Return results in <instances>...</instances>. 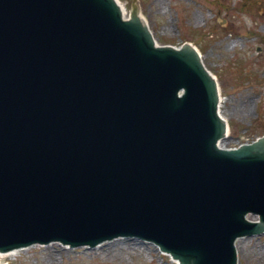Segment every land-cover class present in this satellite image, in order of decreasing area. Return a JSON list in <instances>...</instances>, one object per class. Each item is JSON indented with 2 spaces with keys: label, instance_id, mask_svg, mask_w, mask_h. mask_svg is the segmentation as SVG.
<instances>
[{
  "label": "water",
  "instance_id": "obj_1",
  "mask_svg": "<svg viewBox=\"0 0 264 264\" xmlns=\"http://www.w3.org/2000/svg\"><path fill=\"white\" fill-rule=\"evenodd\" d=\"M225 128L197 51L157 47L136 8L0 0V252L136 236L240 264L264 233V136L218 148Z\"/></svg>",
  "mask_w": 264,
  "mask_h": 264
},
{
  "label": "rangeland",
  "instance_id": "obj_2",
  "mask_svg": "<svg viewBox=\"0 0 264 264\" xmlns=\"http://www.w3.org/2000/svg\"><path fill=\"white\" fill-rule=\"evenodd\" d=\"M118 1L127 17L139 2L159 45L190 42L202 52L203 63L219 83L223 117L230 123L224 147L264 135V0ZM102 245L35 247L1 256L0 264H175L144 241L116 238ZM239 259L240 264H264V233L239 240Z\"/></svg>",
  "mask_w": 264,
  "mask_h": 264
},
{
  "label": "bare ground",
  "instance_id": "obj_3",
  "mask_svg": "<svg viewBox=\"0 0 264 264\" xmlns=\"http://www.w3.org/2000/svg\"><path fill=\"white\" fill-rule=\"evenodd\" d=\"M242 238H239L238 239V241L239 240H241ZM113 243V242H112ZM111 243V244H112ZM102 246L103 245H100V247L98 248V249H101L102 248ZM30 248H28V249H22V250H15V251H11V252H7V253H0V256H9V255H12V256H18V255H20V253H22V252H24V251H28ZM172 262H176L177 263V261H175V260H171Z\"/></svg>",
  "mask_w": 264,
  "mask_h": 264
}]
</instances>
